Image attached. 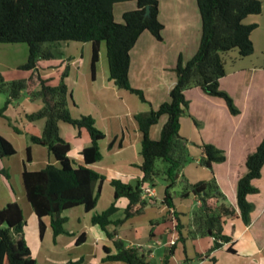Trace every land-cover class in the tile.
<instances>
[{
  "label": "trees",
  "instance_id": "trees-1",
  "mask_svg": "<svg viewBox=\"0 0 264 264\" xmlns=\"http://www.w3.org/2000/svg\"><path fill=\"white\" fill-rule=\"evenodd\" d=\"M131 0H0V43H26L29 47L28 61L21 66L23 71L38 72L41 68H58L54 62L55 54L46 43L81 42L91 44L90 70L92 78L96 77L100 60L101 47L106 43L107 60L110 79L120 89L136 94L146 102L144 92L132 86L129 70L131 50L141 34L150 31L156 39H163L164 24L159 18V0H132L136 8L125 11L123 21L116 20L114 5ZM202 19V37L196 53L188 60L179 58L175 71L177 81L171 88L169 99L158 108L136 114V120L143 134L141 145L143 177L135 185L121 179H113L114 201L101 213L92 217V222L104 229L113 241L115 252L105 246L104 261H121L126 264H175L174 254L177 248L172 246L161 262L153 261L144 248L127 245L118 237V231H108L110 224L116 226L128 219L140 215L149 201L143 197L146 183L155 185V179L161 170L157 161L167 164V185L161 203L168 208V216L172 215L179 240L183 242V228L179 211L175 209L174 196L171 189L178 181H183L181 172L188 161L190 140L180 133L181 117L188 114L190 100L185 91L199 87L209 96L222 98L233 115L240 113L232 95L223 90L220 79L227 74V63L236 51L241 58L250 56L255 51L252 34L257 23L246 22L251 15L262 13L261 0H197ZM150 7V16L146 9ZM264 67V64H263ZM68 69L61 74L58 86L49 84V79L40 77L42 87L39 95L44 105L38 111L29 114L28 118H46L41 136L31 135L33 143L46 146L58 161L48 163L39 170H30L24 162L22 181L28 202L39 220L40 236L46 230L45 217L51 218L54 237L67 233L64 213L76 206H83L91 212L97 206L101 196L102 183L105 176L92 168V165L103 157L100 142L106 134L100 130L91 115L74 117L69 108L73 100L72 92L66 83ZM32 77V76H31ZM30 77V78H31ZM29 80V78H28ZM31 80V79H30ZM27 88V78L7 82L0 75V91L10 89L11 99ZM3 114V109H0ZM166 115L159 139H153L150 131L162 116ZM73 125L79 131L86 129L91 144L81 150L84 164L76 165L69 156L71 144L60 134V122ZM201 166L212 172L210 179H202L192 185H186L180 192L182 198L196 196L201 204L194 214L189 236H209L213 245L200 259L220 249L232 241V236L225 232V224L229 219L241 217L248 225L251 223L253 204L250 194L260 192L253 181L262 177L264 166V138L256 150L246 159L247 171L240 177L237 186L238 209L227 201L214 176L213 164L225 162L227 157L223 150L212 143L200 145ZM16 154L13 144L0 134V161ZM27 162H31V146H27ZM5 172V171H3ZM6 174V173H5ZM127 198L128 205L123 217L114 219L119 211L117 201ZM153 199V197H150ZM156 200V199H155ZM213 200V203L211 202ZM26 221L23 210L17 202H9L0 208V264H40L33 256L25 238ZM86 233H82L77 242H82ZM228 251L235 252L232 245ZM81 261H70L66 264H80Z\"/></svg>",
  "mask_w": 264,
  "mask_h": 264
},
{
  "label": "crops",
  "instance_id": "crops-1",
  "mask_svg": "<svg viewBox=\"0 0 264 264\" xmlns=\"http://www.w3.org/2000/svg\"><path fill=\"white\" fill-rule=\"evenodd\" d=\"M188 2L189 0H159V18L165 26L162 33L163 39L158 40L152 33L145 31L141 34L137 43L131 50V65L129 70L130 82L133 87L139 88L143 92L145 91L146 93H150V95L154 97L155 103H151V108H158L164 101H166V99H168L170 90L177 81L175 67L177 66L179 58H182L184 61H188L198 49L199 44L197 43L199 40L196 30L195 35L189 36V33L192 31V27L196 26L192 25V23H185L184 20V6L187 5ZM131 6L132 7L128 10L136 8L135 4ZM166 12L170 15L167 20L168 22L164 23V16L166 15ZM200 30L202 34V23ZM58 45L61 52V58L57 57L53 49L52 51L55 54L54 62L57 63L59 67L41 68L40 70L53 69L58 73H63L65 69H68L66 83L69 90L72 92L73 100L70 101L69 105L72 115L74 113V109L79 108L81 110L79 117L82 115H91L95 120L96 126L106 134V137L100 142L103 157L100 161L92 165L94 170L105 176V180L102 183L101 198L103 196L106 183L111 184L113 179H121L129 184H132L131 181L133 179H136V182L142 179L143 174L140 169L142 159L139 155L141 153L143 134L135 116L140 112H148L151 108L149 105H143L141 103L142 101L139 102L134 97V93H131L126 89H120L115 84L114 80L110 79L108 60L106 61V59H104L105 49L103 45L101 47L100 60L97 66L96 77L94 79L92 78L90 70V43L72 41L58 43ZM263 63L264 60L258 65L251 63L247 65L246 62L237 63L234 68L227 71V74L220 79L221 88L229 92L234 98L235 104L240 110L238 115H233L231 113L227 103L222 98L209 96L199 87H192L185 91L187 98L190 100V108L188 114L181 117L180 133L182 136L187 137L188 131L193 132V129H191L188 125L189 119H191L192 122L194 120V124L196 125V128L199 129V133L201 135H203L205 128L202 126L200 127L198 119L205 118L206 123L211 124L213 136L211 137L210 135L206 138L202 136L203 141L200 145L204 142H213L216 146H218V148L222 149L226 155L227 159L225 162L213 164L214 176L221 191L226 195L228 203L237 209V186L240 177L247 171L246 159L249 154L256 150L257 146L264 138ZM40 70L36 72L39 75ZM73 72H75L76 76H80V80L78 78L73 80ZM28 75H26V78L30 79L32 75ZM69 83H72L73 86L70 87ZM199 91L201 93L197 96L201 100L202 104L193 102L194 100H192L189 95L190 92L196 93ZM75 93L77 96H75ZM32 99V97L28 98L29 105L26 106L25 110L27 118L29 114L38 111L44 105V102L42 101V105L39 104L34 107ZM198 106H201L204 110H200ZM14 108V101L11 99V101L2 109L3 111L8 109L6 113H11ZM14 111L17 113L16 110ZM166 120L167 116L164 115L155 125L152 126L150 135L153 139L160 138L161 130ZM45 124L46 118L41 121L32 122V128L28 131L32 135L41 136L43 134ZM209 128L210 127H207V129ZM194 131L196 132V129ZM205 132L207 133V130ZM60 134L71 144L69 156L74 163L77 166L84 164L81 150L91 144V138L88 131L86 129L79 131L73 125L61 121ZM69 139H74L75 142L72 143ZM35 144L40 145L37 143ZM73 145L75 147L74 151ZM27 146L28 145H26V152ZM30 146L32 154V160L30 163L33 166L36 164L34 158V151L36 149L33 145ZM200 149L202 152L201 147ZM36 152H40L39 149H37ZM46 154L47 157L45 164H41L42 166L40 167L43 168L48 163H58L55 157L50 153L49 149ZM24 162L25 161L23 160V166ZM27 167L30 170L41 169L31 168L28 164ZM11 168L9 169L11 170ZM23 169L24 167L17 170L21 179ZM0 172L7 177L9 175V172L8 174L6 173V168H2ZM211 176L212 172L210 178ZM253 183L260 188V192L250 194L248 196L249 200L251 198L257 201L256 206L251 213V223L246 225L241 217H235L227 220L225 224L227 229L225 228V232L231 235L233 239L230 243L225 244L221 248H227L228 250V246L232 245L235 252L231 253L245 258V262L247 264H264V166L262 169V177L255 179ZM193 197H195L198 206H200V200L194 195ZM146 199L149 201L146 208L157 206L159 208V213L162 214L167 211L168 208L166 209L162 206L161 198L158 199L157 197L155 200L150 197H146ZM113 201L114 187L112 190L110 205ZM128 202L127 198H120L117 201L116 204L119 207V211L115 215L114 219L123 217L124 209L128 205ZM29 205L34 213L30 203ZM176 211L178 210L176 209ZM96 213H99L96 208L91 212H86L83 206H76L67 210L64 213L67 217V222L65 224L67 233L61 234L57 237L55 247L57 249H49L44 259L48 260L50 264H66L70 261H81L80 264H107L121 262L103 260L106 256L104 251L105 246L110 247L112 252H115L116 249L107 232L99 225L92 222V217ZM180 213L182 221V216L185 214L182 212ZM35 216V229L29 232L25 229V238L28 245L30 241H35L41 244L45 236L49 235L50 232L53 233L51 218L45 217L44 222L46 224V230L43 237H41L39 220L36 214ZM152 217L154 216L152 215ZM152 217L147 216L141 219L140 222L137 221L132 223L131 227L141 225L142 227H145L146 230L144 235H136L130 242H127V239L123 235V224L118 226L110 224L107 228L108 231L111 232L117 230L118 237L123 239L127 245L141 246L144 248V252L149 255L151 259L157 258L158 254L155 251L156 246L158 247L163 245L166 247V251L168 252L172 246H178L179 243L177 242L178 238L176 235L179 233H177V230L174 228L176 220L173 219L172 215L168 216V213H166V216H164L165 219L162 220L164 223ZM161 223H163L162 226ZM78 224H80V226H77ZM228 224H230V229H228ZM190 228L191 227L189 226L188 231ZM186 229L187 227L185 226L182 230L183 235ZM158 232L160 233L158 234ZM82 233H86V237L82 242L78 243L77 238ZM67 234H71L73 237L65 239ZM38 236H40V240H38ZM164 236H167L168 239L162 242L161 238H164ZM89 239H95L97 247L96 251L92 253V256H90L89 259L86 258V256L88 257V255H86L87 252H70L74 245H84ZM172 239L176 240V243L173 245L170 244ZM240 239L245 240L246 242V246L243 247V250H239L235 246L240 242ZM30 249L32 252L31 247ZM184 251L186 252L185 247ZM164 256L161 257V261ZM188 260L189 259L187 258L180 264H188ZM39 262L42 263L41 261ZM174 262L179 263L176 260H174Z\"/></svg>",
  "mask_w": 264,
  "mask_h": 264
},
{
  "label": "rangeland",
  "instance_id": "rangeland-1",
  "mask_svg": "<svg viewBox=\"0 0 264 264\" xmlns=\"http://www.w3.org/2000/svg\"><path fill=\"white\" fill-rule=\"evenodd\" d=\"M262 2V13L258 15H251L247 18L246 22L248 23H257V28L254 30L253 34V40L255 45V51L252 55L247 56L245 58L238 57L239 54L236 51L232 52V58L227 63V69L228 71L234 68L237 63L246 62V64H256L258 65L261 61L264 60V0H261ZM136 5L135 1H124L119 2L114 5V15L117 21L121 22L123 21V14L125 10L130 9L133 5ZM191 9V10H190ZM182 10V8H181ZM192 13V15H191ZM169 13L166 12V15L164 16V23L168 22ZM185 15V16H184ZM184 20L185 23H192V25H195L196 27H192L190 35H195V30L198 35V43L200 45L201 42V17L198 7L197 0H189L188 4L184 6ZM172 17V16H171ZM174 18V17H172ZM187 20V21H186ZM151 33L150 31H148ZM63 43V42H62ZM47 47L52 48L57 57L61 58V52L59 50L58 43H46ZM82 45V44H78ZM103 47L105 49V55L104 59L107 61V55H106V43H103ZM199 47V46H198ZM29 58V47L26 43H0V75L5 78V80L9 83L13 80H18L22 78H26L30 75L32 77L28 80L27 78V88L24 89L22 92L19 93L18 97L16 99H13L14 101V110L17 111L15 113L14 110L11 111V113H6L8 109L3 111V114H0V133L2 136L7 138L15 147L16 154H14L11 157L4 158V160L0 161V170L2 168H6V173L8 174L9 168H11L8 177L5 176L0 172V208H3L8 204V202H17L20 207L23 210V215L25 218V221L27 223L25 229L29 232L35 229V220L36 216L32 212L30 205L27 201L26 194L24 191V187L22 184L21 176L17 173V170L22 169L23 166V160L25 163L28 164L31 168H42L41 164H45V160L47 157V151L48 148L44 145H36L31 140V133L28 130H31L32 128V122H37L44 120L45 118H36V119H30L27 118L25 115L26 106L29 105L28 98L32 97V102L34 103L33 106L36 107L39 104L42 105V97L39 95V92L41 91L42 83L40 80V77L43 79H49V84L52 86H58L61 82V74L56 72V70H40V75L38 73H33L31 71H23L21 70V66L24 65ZM263 59V60H262ZM236 61V62H235ZM235 62V63H234ZM234 63V64H233ZM264 64V63H263ZM73 80L75 78H78L80 76H76L75 72L72 73ZM80 80V79H79ZM70 87L73 86L72 83H69ZM145 92V91H144ZM199 92H190L189 95L191 96L193 102H196L197 104H202L201 100L197 95H200ZM146 102H143L141 99H139L138 96L134 94V97L141 102L143 105H149L151 108V103H155V99L150 93H144ZM75 96L77 94L75 93ZM10 97V89L0 91V109L6 106V102ZM169 99V96H168ZM166 99V100H168ZM126 106V105H123ZM122 106V107H123ZM88 108V107H87ZM200 110H204L201 106H198ZM73 111V110H72ZM36 112V111H35ZM81 110L79 108L74 109L73 115L75 117H79ZM6 113V114H5ZM188 117V116H187ZM198 122L200 123V127H204L203 135L199 133V129L196 128V125L194 124V120L192 122L191 119L188 120V125L193 129V132H187V138L190 140L189 145V156L188 161L186 165L184 166L182 172H181V178L183 181H178L177 184L174 186V188L171 189L172 195L174 196V203H175V209H177L179 212L184 213L185 215L182 216V223L187 227V229L184 232V236L187 237V239L183 242H181L178 239V246L176 248V253L174 260L178 261L179 263H183L184 260L187 258L189 259L187 261L188 264H247L245 261V258L239 257L236 255H233L231 252L227 250V248H221L218 249L210 254H208V257L206 259H199L200 255H205L208 253L209 249L213 245V239H211L209 236H197V237H191L188 234V228L191 227L192 221L194 218L195 212L198 210V204L195 197L190 196L189 198H182L180 196V192L186 185L190 186L193 183H196L202 179H210L211 171L199 164V158L201 159L202 152L199 147L200 143L203 141V137L206 138L207 136L211 137L212 131H211V124L206 123L205 118H199ZM187 123V122H186ZM185 123V125H186ZM207 127H210L207 129ZM199 128V127H198ZM196 129V132L194 131ZM207 130V133L205 132ZM18 131V133H17ZM203 136V137H202ZM72 143H74V139H69ZM212 143L213 142H208ZM33 145L35 149H39L40 152L34 151V158L35 163L33 166L30 162H27V152H26V145ZM215 145V144H214ZM216 146V145H215ZM218 147V146H217ZM75 147L73 145V151ZM75 153V152H74ZM74 155V154H73ZM75 156V155H74ZM133 156V155H132ZM139 157L142 159L141 153ZM167 164L163 162L162 160L157 161V168L161 170L160 175L155 179V185L152 183H146L145 186H154L156 188V195L153 197V199L163 198L164 190L167 185L166 181V174L164 173V170L166 169ZM133 185L136 184V179H133L131 181ZM112 190L113 186L110 183H106L104 187L103 196L99 198L96 209L99 213L102 212L105 208H107L110 205L111 199H112ZM253 204V209L256 206L255 199L249 200ZM213 203V200H211ZM166 209L167 206L163 205ZM253 211V210H252ZM167 211L162 214L159 213V208L157 206L153 207H145L144 211L135 217L130 218L126 222L123 223V235L127 239V242H130L132 238H134L136 235L142 236L145 234V227H142L141 225L133 226L131 227L133 222H137L144 217L152 215L156 220L162 221L165 219L164 216H166ZM252 213V212H251ZM120 217V215H119ZM174 219V217H173ZM76 221V220H74ZM164 223V221H162ZM161 223V226L162 224ZM77 226H80L78 224ZM151 228V227H150ZM156 228V227H155ZM227 229V226L225 227ZM228 229H230V224H228ZM161 230V229H160ZM161 232V231H160ZM158 232V234L160 233ZM178 233V232H177ZM73 237L71 234H67L65 236V239H70ZM177 238H179V234L176 235ZM56 239L52 232H50L49 235L44 237V240L41 244L37 242L30 241L29 246L32 248V254L34 258L39 262L40 264H50L48 260L44 259L46 257L47 251L49 249H57L56 247ZM162 242L168 239V237L164 236V238H161ZM38 240H40V236H38ZM160 240V239H159ZM180 241V242H179ZM246 242L245 240H241L238 244H236V248L239 250H243V247ZM40 245V246H38ZM42 245V246H41ZM38 246V247H37ZM184 247L186 248V252L184 251ZM96 240L95 239H89L88 242L84 245L76 246L74 245L70 252L76 253V252H87L86 258L89 259L90 256H92V253L96 251ZM156 253L158 254L157 258H152L155 262H160L161 257L166 255V247L165 246H156L155 249ZM57 264V263H52ZM107 264H126L124 262H114V263H107Z\"/></svg>",
  "mask_w": 264,
  "mask_h": 264
},
{
  "label": "built area",
  "instance_id": "built-area-1",
  "mask_svg": "<svg viewBox=\"0 0 264 264\" xmlns=\"http://www.w3.org/2000/svg\"><path fill=\"white\" fill-rule=\"evenodd\" d=\"M143 197H154L156 195V192H155V189L154 187H150V186H144L143 187ZM176 243V240L175 239H172L170 241V244H175ZM149 256V255H148ZM175 264H180V263H175Z\"/></svg>",
  "mask_w": 264,
  "mask_h": 264
},
{
  "label": "water",
  "instance_id": "water-1",
  "mask_svg": "<svg viewBox=\"0 0 264 264\" xmlns=\"http://www.w3.org/2000/svg\"><path fill=\"white\" fill-rule=\"evenodd\" d=\"M150 13H151V9L150 7L148 6L147 9H146V16H150Z\"/></svg>",
  "mask_w": 264,
  "mask_h": 264
}]
</instances>
